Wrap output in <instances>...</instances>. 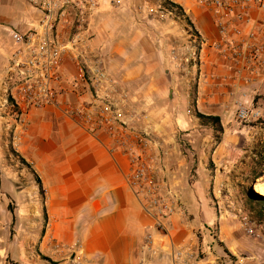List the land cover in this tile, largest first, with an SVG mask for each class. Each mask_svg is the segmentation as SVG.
Returning a JSON list of instances; mask_svg holds the SVG:
<instances>
[{
	"label": "crops",
	"instance_id": "1",
	"mask_svg": "<svg viewBox=\"0 0 264 264\" xmlns=\"http://www.w3.org/2000/svg\"><path fill=\"white\" fill-rule=\"evenodd\" d=\"M166 1L182 20L150 22L137 10L142 0H103L93 12H70L63 28L68 47L79 39L75 52L86 53L89 65L101 61L145 116L147 153L178 200L161 236L128 186L129 155L69 115L71 105L89 107L94 97L75 52L67 53L53 85L56 105L13 113L15 85L5 75L12 33L28 31L41 14L21 0H0V264H142L148 234L155 239L156 252L145 257L151 264H174V248H199L198 264H264V224L247 209L246 196L261 177L242 186L239 178L204 172L206 163L238 167L243 146L264 141L262 125H241L236 116L240 105L264 97V76H238L220 55L214 46L221 38L201 0ZM184 30L207 47L195 68L177 70L170 50L189 43ZM196 113L219 119L218 142ZM244 217L258 238L245 234Z\"/></svg>",
	"mask_w": 264,
	"mask_h": 264
},
{
	"label": "built area",
	"instance_id": "2",
	"mask_svg": "<svg viewBox=\"0 0 264 264\" xmlns=\"http://www.w3.org/2000/svg\"><path fill=\"white\" fill-rule=\"evenodd\" d=\"M41 14L37 24L26 32H13L14 49L5 68L6 79L15 85L10 95L11 109L16 116L27 115L29 109H44L57 104V92L53 85L60 81V69L68 52H75V38L70 49L64 41V19L70 12H93L103 0H21ZM137 8L150 22L182 20L175 5L166 0H142ZM211 12L221 38L214 47L229 61L238 76L247 72L250 77L264 76V0H201ZM254 24L255 29L245 32ZM189 43L170 50V64L180 70L184 66L195 68L207 41L192 30H184ZM162 37L159 35L157 43ZM72 56L77 67H85L94 90L91 106H70L69 115L86 129L100 131L110 136L117 149L130 157L127 178L129 188L140 200L144 211L153 220L154 231L166 235V219L175 213L178 200L168 186L161 181L158 164L148 155V133L140 126L144 114L132 107L128 91L113 78L105 65L95 61L89 65L86 53L75 52ZM254 79L249 80V82ZM198 82V81H197ZM192 114V110H189ZM239 122L253 125L264 117V108L253 104L240 105L236 111ZM246 235L258 238L248 218L242 219ZM154 236L148 234L141 247L142 264L154 254ZM56 249L60 250L59 247ZM202 251L198 248H174L171 252L174 264H197Z\"/></svg>",
	"mask_w": 264,
	"mask_h": 264
},
{
	"label": "rangeland",
	"instance_id": "3",
	"mask_svg": "<svg viewBox=\"0 0 264 264\" xmlns=\"http://www.w3.org/2000/svg\"><path fill=\"white\" fill-rule=\"evenodd\" d=\"M4 7L5 6L3 7L0 6V18H2L3 16V10L5 9ZM255 103L256 105L253 104L255 108L263 109L264 108V97L256 99ZM195 115L200 125L206 128L212 129L211 138L214 141L218 142L220 138L219 137L220 131L216 130L214 122L203 119L206 116L200 113H196ZM200 116H203V118ZM258 122L259 120L254 122L253 124L260 125ZM239 123L241 125L248 126V124H243L241 122ZM240 155H241V160L240 162H238L239 164L238 167H235L229 164L215 166L214 163H206V166L204 167L205 169L204 172L207 175H211V176L216 174L218 176L223 175V176H232L235 178H239L240 180L236 184L241 183L240 181H243L244 183L242 186H246L247 182L258 179V176H260L261 178L256 182H259L262 185H264V141L262 143H260V141H257L256 143L252 142L250 145L243 146L242 152L240 153ZM18 161H19V164L24 165L22 161L21 162L20 160ZM253 192L257 194L254 190ZM249 200L250 201L247 204V209L259 215L261 219V223L264 224V202L257 200V199H253V198H250ZM249 222H250V219H249ZM243 231H244V227H243ZM216 232H217L216 230L215 231L212 230L209 233L211 235H214V233ZM74 256H75V253L73 252L68 254V258H74ZM200 258H202V256Z\"/></svg>",
	"mask_w": 264,
	"mask_h": 264
},
{
	"label": "trees",
	"instance_id": "4",
	"mask_svg": "<svg viewBox=\"0 0 264 264\" xmlns=\"http://www.w3.org/2000/svg\"><path fill=\"white\" fill-rule=\"evenodd\" d=\"M200 117L203 118V116H200ZM203 119H206V120H209V121L214 122L215 127H216V130L221 131V125H220V121H219L218 118H214V117H204ZM258 123L264 127V118L261 119V120H259ZM246 196H247V198H249V199H250V198H253V199H257V200H260V201L264 202V198L261 197V196H259V195H257V194H255V193L253 192V189H252L251 187H249V188L247 189V191H246Z\"/></svg>",
	"mask_w": 264,
	"mask_h": 264
},
{
	"label": "bare ground",
	"instance_id": "5",
	"mask_svg": "<svg viewBox=\"0 0 264 264\" xmlns=\"http://www.w3.org/2000/svg\"><path fill=\"white\" fill-rule=\"evenodd\" d=\"M251 188L261 197L264 198V185L259 182H255V185H251Z\"/></svg>",
	"mask_w": 264,
	"mask_h": 264
},
{
	"label": "water",
	"instance_id": "6",
	"mask_svg": "<svg viewBox=\"0 0 264 264\" xmlns=\"http://www.w3.org/2000/svg\"><path fill=\"white\" fill-rule=\"evenodd\" d=\"M252 185H255V183L253 182Z\"/></svg>",
	"mask_w": 264,
	"mask_h": 264
}]
</instances>
